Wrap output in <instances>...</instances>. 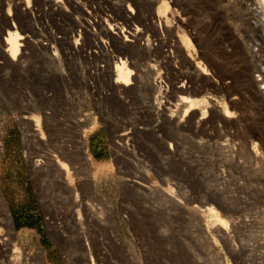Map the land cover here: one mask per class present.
I'll list each match as a JSON object with an SVG mask.
<instances>
[{
    "label": "rangeland",
    "instance_id": "374dc122",
    "mask_svg": "<svg viewBox=\"0 0 264 264\" xmlns=\"http://www.w3.org/2000/svg\"><path fill=\"white\" fill-rule=\"evenodd\" d=\"M74 1L80 6L69 4L64 12L52 0H37L35 15L26 24L12 10L18 32L29 36L31 45L16 64H5L0 54V188L17 230L13 246L23 253L22 264H35L29 256L38 247L45 251L44 264H91L86 240L92 245L94 264H264V113L260 116L251 98L242 96L247 61L242 50L235 51L231 44L232 33L240 39L246 35L241 15L251 12L250 4L246 0L241 5L238 0H165L175 12L170 22L182 26L177 34L185 33L190 39V54L219 83L217 90L185 97H205L209 110H216L214 102H224L233 116L217 120L208 113L203 124L184 121L177 130L168 124L157 129L161 122L152 114L159 94L151 85L157 78L168 83L164 76L171 73L160 54L140 53L128 66L134 74L143 69L137 77L145 86L135 84L128 95H112L108 73L102 71L111 64L112 55L120 54L100 51L94 41L104 37L99 29L94 36L88 27L89 20L103 14L120 15L118 7L123 5L134 10L133 24L144 39L155 43L145 23L164 0ZM72 30L81 35L84 49L79 52L65 51L63 42ZM40 44H51L57 56ZM261 44V39H254L253 49ZM125 57L131 61L129 54ZM247 60L254 76H259L264 67ZM231 97L240 102L231 104ZM159 98L164 104L177 103L165 93ZM43 112L50 114L48 119ZM23 118L32 120L44 138L50 134V121L60 141L84 132L90 171H77L60 157L75 188L86 174L95 177L94 188H77L78 196L86 194L95 210L84 224L71 225L68 214L55 224L59 211L69 213L72 197L59 188L55 171L33 175L26 159L28 128ZM155 126L156 134L151 132ZM125 131L135 135L132 145L138 166L149 169L150 181L165 189L166 197L156 192L139 195L126 183L132 166L125 161V152L117 153L112 146V135ZM169 145L177 148L176 156L170 154ZM210 208L223 223L211 217ZM55 231L69 238L55 236Z\"/></svg>",
    "mask_w": 264,
    "mask_h": 264
},
{
    "label": "bare ground",
    "instance_id": "6f19581e",
    "mask_svg": "<svg viewBox=\"0 0 264 264\" xmlns=\"http://www.w3.org/2000/svg\"><path fill=\"white\" fill-rule=\"evenodd\" d=\"M52 1L57 9L63 10L64 12H66L65 9H67V6L69 4L79 5V3L75 2L74 0ZM238 1L241 5L243 0ZM246 1L248 2L247 4H250V8H245L251 9V12L247 13L245 11L246 9L244 8L245 10L243 11L247 14L245 13L246 15H241L243 16L242 18L244 20L242 31H244L246 35L245 37H243V39H240V37H237L235 33H232V35L230 34L231 44L235 51L239 52L242 50L243 56L246 57V60H243L247 61V70H245L246 72H242L245 73L243 75L244 80L242 82V96L246 99L248 96L251 98V100L256 104L258 114L261 116L264 113V89L262 88V86L264 85V68H262L264 67V0ZM6 7L9 9L7 10V12L5 10ZM36 7L37 0H0V23H4L2 29L0 28V54L5 59V64H10L11 62H13V64H16L18 61H20V59H22L21 54H23L25 50L31 45L30 37L18 32V27L12 20V10H14V13L17 12V17L20 23L22 22L26 24L29 23L28 17H32L33 15H35ZM81 7V9L84 11V14H86L87 11H85L86 9L84 8V5L82 6L81 4ZM119 9L120 15L122 17H119L120 15L105 16V14H103L101 17H98V20H95L93 22H91L92 20H89L88 22V27L93 30L94 36H96V29H99L102 37H104L102 40L97 38L94 41L95 46L98 47L100 51H105L109 55H112L114 51H118L120 54V57L112 55V59L110 60L111 64H108L109 66L106 70H103V67L101 68L104 74L108 73V78H110L109 87L112 95L115 94L119 97L122 95H128L133 91V89H135L133 88L135 84H138V86L141 88L143 85L145 86L143 80H139V77H137L140 74L139 72H142L143 69L141 70V68H137V72L134 74L128 68V66H133V60L135 59V57L137 58V55H139L140 53H146L149 56L155 53H159L162 58V62H164V64L171 69V73L167 76H164V80L168 83L165 84L162 79L157 78L155 84L151 85L154 91L157 90V93L159 94L154 98V102L156 104L154 105V109L152 110L154 120L157 122H161V124L158 125L157 129H159L164 124H168L171 125V127H173L174 129L178 130L181 129L182 126H184V121L185 123L188 122L191 125L196 124V126H199L200 124H203L205 122L208 113L213 114L215 119L217 120H219L220 118L230 119L233 117L228 107L225 106L224 102H222L221 104L218 102H214L216 110L218 109L216 111L209 110L210 101L208 103L205 97L199 100H192L185 97L190 96L191 94L200 95L205 93L206 91L209 92V90L211 89L217 90L219 88V83L216 80L214 74L211 73L212 71L205 69L201 63L196 62V60L192 57V55L190 54L191 42L187 35H185V33L181 36L177 34L178 29L182 26L170 22L173 21L175 12L171 11V7L168 2L164 0L158 9V13L154 14L155 16L153 15V19L151 18V20L149 19V21H146L145 23L149 28L152 29L155 43H151L149 39H144L146 36L143 35L142 31L133 24V20L135 18L133 9H131L130 7L126 8L123 5L119 6L118 10ZM38 11L40 10L38 9ZM257 26L261 27L262 31L258 30ZM78 32L79 30H76L75 32L73 31L71 36L64 40L63 43H65V45L67 44L68 47L65 48V51L68 49L72 52H79L80 50H82L83 45L81 35L80 32L79 34ZM256 38L261 39L263 44L258 47L255 45V49H253V40ZM40 45L44 48H47L46 50L51 52L52 55L57 56V52L55 48L51 46V44ZM237 52L236 54H238ZM86 54L89 56H93L96 53L90 52L88 54V52H86ZM128 54L130 55L131 61L129 59H126L125 57ZM247 57H249L251 62L254 61L256 66H260L262 68V70L259 71V76H254L253 70L250 67V62L247 60ZM216 66L217 65H215V67ZM170 69H168L169 72ZM183 69H186L188 73L182 72ZM162 93H165L166 95L168 94V96L171 95L172 97H174V99L176 98L177 103L175 105H172L171 103L164 104L159 100L160 94ZM238 100L239 98L231 97L230 103L234 104ZM181 113H184V115H181ZM48 114L47 112L44 113L47 119L50 115ZM196 117H198V119H196ZM22 122H24V124L28 128V133L25 140L27 145L26 159L31 167L33 175L36 177L50 171H55L58 175V182L57 180L55 181L59 185V188L67 191V194H71L72 197L70 201L69 213L59 211V213L56 214V217L58 219L54 220L55 224L57 220L61 221V219H63L62 216H65L64 214H68L71 219L70 224L74 222L77 225H82L83 220L90 219L94 215L95 210L89 206L86 194L78 196L77 188L82 189L85 186L94 188L95 177L90 175L89 173L86 175L84 174L85 177L78 181L77 188H75V186L67 176L68 171H66L67 174L64 172V167L62 166L64 164L61 162L60 157L64 158V160L69 161L73 165V169L77 171H90L92 165L87 153V143L84 132L77 131L71 138H66L64 140L61 139L62 141H60V138L58 137V139L55 136V133L52 132L53 130H51V127H54L52 126V124H50L51 121L47 122L50 128L48 131L50 132L48 138H44V135L40 131V128L37 125L33 124L32 120L23 118ZM224 126L230 127V124L224 123ZM218 128V130H221L222 126H218ZM155 129L156 126L151 129V132H154V134H156ZM134 137L135 135L130 131L112 135L113 150L120 154L125 152V161L128 165L132 166L127 170L128 175L126 183L132 186L139 195L141 194L146 196L155 194L156 192L166 197L165 189L156 187L150 181L148 171L149 169H147L146 167L144 168L138 166L140 161H137L135 159V152L132 145ZM174 147L172 145H169L168 149L172 156H176L177 153H175V149L177 150V148ZM253 153L255 154V156H257L255 151H253ZM136 161L139 163H137ZM57 175L55 177H57ZM48 176L49 175H47V177ZM55 181L51 182L55 183ZM57 184L55 186L56 188H58ZM62 189H60V191ZM208 211L212 218L223 223L214 208H210ZM53 223L52 225H54ZM68 224L66 223V225ZM54 233L55 236L56 234H61L62 237H65V240L69 238V236H66L61 231H55ZM223 234L225 235V237H228V234L226 232ZM17 236V230L15 228L12 215L10 214V210L7 206V201L4 198V195L0 188V264H22L23 253L17 247V245L13 246V241L17 238ZM85 242L89 253V261L91 264H94L92 245L87 240ZM29 257L35 262V264L45 263V251L41 247H38L37 251Z\"/></svg>",
    "mask_w": 264,
    "mask_h": 264
}]
</instances>
